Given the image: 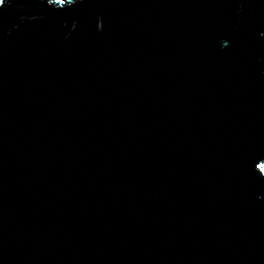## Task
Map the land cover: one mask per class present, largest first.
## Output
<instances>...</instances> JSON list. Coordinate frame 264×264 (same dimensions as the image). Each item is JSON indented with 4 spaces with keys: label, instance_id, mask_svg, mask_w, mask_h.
Here are the masks:
<instances>
[{
    "label": "water",
    "instance_id": "water-1",
    "mask_svg": "<svg viewBox=\"0 0 264 264\" xmlns=\"http://www.w3.org/2000/svg\"><path fill=\"white\" fill-rule=\"evenodd\" d=\"M264 0H5L0 264H264Z\"/></svg>",
    "mask_w": 264,
    "mask_h": 264
},
{
    "label": "snow or ice",
    "instance_id": "snow-or-ice-1",
    "mask_svg": "<svg viewBox=\"0 0 264 264\" xmlns=\"http://www.w3.org/2000/svg\"><path fill=\"white\" fill-rule=\"evenodd\" d=\"M5 0H0V6H2L4 4ZM57 3H60L61 0H56ZM257 168L260 169L261 173H264V163H259L256 165Z\"/></svg>",
    "mask_w": 264,
    "mask_h": 264
}]
</instances>
